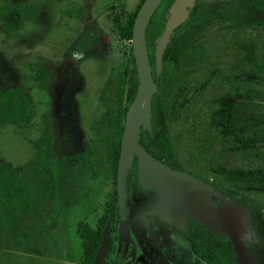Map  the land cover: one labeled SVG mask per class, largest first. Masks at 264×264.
Listing matches in <instances>:
<instances>
[{
    "label": "rangeland",
    "instance_id": "374dc122",
    "mask_svg": "<svg viewBox=\"0 0 264 264\" xmlns=\"http://www.w3.org/2000/svg\"><path fill=\"white\" fill-rule=\"evenodd\" d=\"M141 3L140 0H0V27L10 35L5 37L0 30V87L21 84L31 98V119L27 124L0 126V160L12 167L26 163L34 154L32 141L39 134L42 116H46L53 135V153L62 158L63 172L55 205L56 224L50 231L53 244H44L40 238L38 245L44 244L47 252L39 256L0 250V264H78L74 223H85L91 229L99 227L104 204L114 191V180L102 158L103 135L96 130V123L106 109L111 83L122 78L130 67L127 61L130 41L118 38L114 23L115 18L123 23L137 12ZM214 23L195 24L199 29L197 40L208 43L211 59L222 60L224 66H230L229 71L253 57L261 63L262 58L258 54L253 56L252 49L240 50V34L237 39L233 37L236 43L232 51L226 52L227 37L224 38L222 30L225 26ZM259 45L264 49V43ZM33 66H43L50 72L47 87L33 79L30 71ZM248 82L241 86L248 87V97L259 101L264 110L263 78L250 76ZM227 86L224 83L208 87L202 100H209L214 108L218 99L229 92ZM256 93L259 98L253 96ZM226 99L234 105L226 111L232 121L230 127L240 129L241 96L226 94ZM204 114L210 116L211 112L207 109ZM254 118L255 113L246 115L248 122H254ZM182 123L172 127L174 134H183L186 127ZM218 148L211 147L209 162L213 171L205 176L212 185L226 180L229 171L240 174V170L245 173L257 168L258 172L264 170L260 160L253 157L242 160L240 153H218ZM84 150L89 155L87 170L82 165ZM244 193L256 204L257 212L264 214V186L255 183ZM251 253L258 257L256 250ZM258 260L264 264V257Z\"/></svg>",
    "mask_w": 264,
    "mask_h": 264
},
{
    "label": "trees",
    "instance_id": "16d2710c",
    "mask_svg": "<svg viewBox=\"0 0 264 264\" xmlns=\"http://www.w3.org/2000/svg\"><path fill=\"white\" fill-rule=\"evenodd\" d=\"M143 0H140L142 2ZM172 0H162L152 13L145 28V44L148 61L151 69L152 80L156 85V92L152 95L150 105L151 132L140 131L139 144L150 154L160 155L167 153L175 159L173 147L181 141L183 149L180 163L169 162L178 170H186L191 163H198L200 158L203 164L206 162V149L208 144V127H211L212 145H217L218 153L233 151L240 153V159L253 157L264 163V114L262 106L257 101L248 97L246 89L236 84L238 76L228 74L227 81L232 93H241L240 99V129H231L232 121L226 113L228 103L226 94L218 99V104L213 105L202 100V94H198L196 88L189 84L190 78L195 71L204 73L210 70L206 64L207 56L204 49L194 43V34L185 33L177 40V33L191 20L196 19L201 1H195L192 8L188 9L186 21L172 31L166 49L162 56V66L158 74L154 69L153 50L156 40L161 34L167 17V9ZM136 12L128 17L123 23L115 18V30L121 41L131 40V28ZM5 37H9L8 31L0 27ZM128 57L129 66L126 73L120 79L111 83L107 92L106 109L100 120L96 123V130L103 135L100 145L103 147L102 158L113 177L117 165L119 153V139L125 112L134 95L137 80L134 60L131 49ZM31 76L42 87H47L51 74L43 66L30 68ZM205 85V84H204ZM233 94L228 92V95ZM176 99L173 106L172 102ZM31 98L28 90L21 84L0 87V126L11 125L20 127L27 124L31 119ZM189 109L210 110L211 122L205 121L204 114L185 113ZM244 111V113L242 112ZM243 113V114H242ZM255 113L254 122L246 121V115ZM257 113L260 115L257 116ZM242 121V122H241ZM183 122L186 127L180 140L174 134L172 128L157 130V126H174ZM42 126L38 136L32 141L34 148L33 156L24 164L14 166L0 160V250H19L27 254L41 255L47 252L45 243L52 245L50 231L56 224L58 213L56 200L58 197L59 183L62 177L61 157L56 158L53 153V135L49 126V120L42 116ZM178 140V141H177ZM186 145V147H184ZM153 155V156H155ZM83 169H89V155L86 150L82 152ZM176 163V164H175ZM218 166V165H217ZM135 177V165L133 164ZM217 172V170H214ZM222 171V170H220ZM219 172V171H218ZM264 170L258 172V168L247 171L227 172V179L215 188L224 192L231 200L248 206L251 212V221L255 233L260 237V243L264 242V214L257 216V206L253 200L245 194L247 187L255 183L264 186ZM77 235L92 237L93 232L80 228ZM42 238V247L38 240ZM40 244V243H39ZM44 245V246H43ZM86 247V246H85ZM230 249V245L228 244ZM249 248V247H248ZM88 251V250H87ZM86 251V252H87ZM90 251V250H89ZM88 251V252H89ZM231 252V250H229Z\"/></svg>",
    "mask_w": 264,
    "mask_h": 264
},
{
    "label": "flooded vegetation",
    "instance_id": "af4514ba",
    "mask_svg": "<svg viewBox=\"0 0 264 264\" xmlns=\"http://www.w3.org/2000/svg\"><path fill=\"white\" fill-rule=\"evenodd\" d=\"M200 1L202 6H198L197 8L199 11H201V9L205 10V13L202 15L198 13L196 19L188 21L182 27V29L178 31L177 40H180L179 38H181L187 32L193 33L194 43L199 44L206 53V64L209 65L208 68H210V70L206 72V76L204 73L195 71L190 78L189 84L192 85V87L194 86L197 93L201 95L208 87L222 85L224 83H227L228 85L234 84L232 81L230 83L227 81L229 78L228 74H231L234 77L240 74L237 78L238 80L236 81V84L240 85V87H243L241 86L243 84H249L248 79L250 76L263 78L264 80V49L263 46L260 47L259 45L264 43V0ZM186 19L181 24H183ZM197 22H201L202 26L207 25L206 23L212 22H215L214 24L220 25L219 27L225 26V28L222 30L224 33L223 36H225L224 38L227 37V40H224V50L226 52H229V50L232 51L236 43L233 41V37L237 39L236 37H238V34H240V50L244 51L245 49H252L253 56L258 54L257 56L262 58L260 60L261 63L256 62L255 57H253L252 59L244 60L238 67H232V70L229 71L230 66H224L222 60H218V58H210V50L207 46L208 43L197 40V35L199 33V29L195 25ZM256 43L258 44L257 46H255ZM254 51L256 53H254ZM199 76H201V79H197ZM227 89H229V86H227ZM233 89L234 88L232 85V89H229V93L233 94ZM238 94H240L242 98L241 93L233 94L232 97ZM253 96H257V93ZM257 97L259 98V95ZM176 99L177 97L173 100L171 106L174 105ZM257 103L263 108V105L259 101H257ZM205 112L206 110L200 109H189L185 111V113L188 114H204ZM262 113L264 114V110H262ZM204 115L206 118L205 121L209 126L211 118L207 114ZM165 128H172V126L156 127L157 130H164ZM208 130V144L206 149L205 164H203V161L200 158L198 163L189 164L187 169L184 171L178 170L176 166L168 164L169 162H175V159L177 163L182 161L183 152H181L180 147L181 141H178L180 140L179 135H176L178 142L173 147L175 159L169 157L167 153H162V156L150 154L140 144L139 145L145 151H147V153L152 158L161 162L167 167L179 172H183L201 182L210 185L214 190L224 193L217 190L215 188L216 185H212L205 178L206 175L211 174L213 171L211 169V163L209 162L212 147L210 126L208 127ZM140 131H147L150 133L151 125L149 131L140 129L139 133ZM136 161V157L133 156L130 167L124 179V218L122 219L120 217L117 206L115 169L114 177L108 170L114 180V191L112 195L109 196L107 203L104 204L102 220L100 222L98 221L99 227L91 229L85 223L80 224L78 221L74 223L75 225L77 224L74 232L76 234L79 250L76 254L78 264H94L95 254L102 242V232L106 223H108V228L104 238L105 253L98 264H238L230 242L227 238L222 239L212 235L200 224L188 217H186L184 221L180 222L178 225H170L162 222L157 216L148 213L149 208L156 201L157 196L154 191L141 188L137 179ZM133 164L135 165L136 169L135 177L133 174ZM130 183L132 185L131 188L128 187L130 186ZM213 201L217 205V201L215 199H213ZM257 216L260 217L259 212H257ZM78 219L80 218L78 217ZM262 223L264 225V221ZM80 228L93 232V236L84 237L77 235V230ZM256 236L258 238V243L254 246L246 245V248L254 260L260 264L258 257L260 259H263L264 257V242L260 243V237L257 234ZM228 244L230 245V249ZM69 245L70 244L68 243V246ZM252 249L257 251L258 257L251 253ZM87 250L90 251L88 252ZM229 250H231V252Z\"/></svg>",
    "mask_w": 264,
    "mask_h": 264
},
{
    "label": "water",
    "instance_id": "95a60500",
    "mask_svg": "<svg viewBox=\"0 0 264 264\" xmlns=\"http://www.w3.org/2000/svg\"><path fill=\"white\" fill-rule=\"evenodd\" d=\"M161 1L143 0L131 28V56L134 60L137 86L127 107L119 139L115 190L120 217L124 218V179L135 156L137 179L141 188L152 190L157 196L148 213L170 225H178L188 217L212 235L227 238L238 264H258L246 248V245L254 246L258 243L248 206L231 200L226 194L214 190L204 182L167 167L152 158L138 143L139 130L150 129V103L156 91L144 34L149 18ZM194 2L195 0H172L169 5L163 30L153 50L156 74L160 71L169 36L187 18L188 9ZM213 199L217 201V205ZM107 228L108 223L102 232V242L95 254L94 264H98L105 253L104 238Z\"/></svg>",
    "mask_w": 264,
    "mask_h": 264
}]
</instances>
